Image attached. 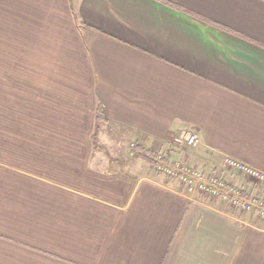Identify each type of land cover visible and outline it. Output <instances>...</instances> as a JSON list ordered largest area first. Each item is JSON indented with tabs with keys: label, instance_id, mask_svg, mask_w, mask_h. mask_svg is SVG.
<instances>
[{
	"label": "crops",
	"instance_id": "1",
	"mask_svg": "<svg viewBox=\"0 0 264 264\" xmlns=\"http://www.w3.org/2000/svg\"><path fill=\"white\" fill-rule=\"evenodd\" d=\"M158 152L264 200V0H0V264H264Z\"/></svg>",
	"mask_w": 264,
	"mask_h": 264
},
{
	"label": "built area",
	"instance_id": "2",
	"mask_svg": "<svg viewBox=\"0 0 264 264\" xmlns=\"http://www.w3.org/2000/svg\"><path fill=\"white\" fill-rule=\"evenodd\" d=\"M173 141L179 146L191 148L197 145L198 136L195 133H186L184 136L174 137ZM220 163L227 170L239 172L264 184V172L258 169L229 156H223ZM153 167L156 172L176 179L189 194L218 198L227 202L235 210L255 213L264 220V200L256 195L243 196L240 187L229 184L222 176L191 168L182 162L171 164L164 161V154L161 152L154 157Z\"/></svg>",
	"mask_w": 264,
	"mask_h": 264
}]
</instances>
